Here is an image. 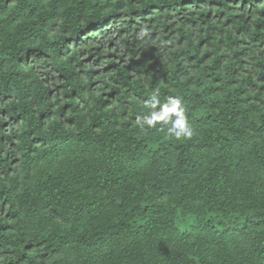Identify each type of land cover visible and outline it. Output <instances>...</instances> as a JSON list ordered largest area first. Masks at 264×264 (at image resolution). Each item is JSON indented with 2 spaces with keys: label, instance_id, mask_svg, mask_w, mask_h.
I'll use <instances>...</instances> for the list:
<instances>
[{
  "label": "trees",
  "instance_id": "obj_1",
  "mask_svg": "<svg viewBox=\"0 0 264 264\" xmlns=\"http://www.w3.org/2000/svg\"><path fill=\"white\" fill-rule=\"evenodd\" d=\"M0 264H264V0H0Z\"/></svg>",
  "mask_w": 264,
  "mask_h": 264
},
{
  "label": "clouds",
  "instance_id": "obj_2",
  "mask_svg": "<svg viewBox=\"0 0 264 264\" xmlns=\"http://www.w3.org/2000/svg\"><path fill=\"white\" fill-rule=\"evenodd\" d=\"M152 107L154 108L155 104ZM158 122H163V124L170 123L171 127L168 128V133L174 135L177 140L191 139L193 136V130L188 124L185 109L182 107V100L178 97H169L168 103L164 104L160 111L152 112L150 116L144 117L141 128L145 124L148 127L155 128ZM160 130L163 131V127Z\"/></svg>",
  "mask_w": 264,
  "mask_h": 264
},
{
  "label": "rangeland",
  "instance_id": "obj_3",
  "mask_svg": "<svg viewBox=\"0 0 264 264\" xmlns=\"http://www.w3.org/2000/svg\"><path fill=\"white\" fill-rule=\"evenodd\" d=\"M115 37H116V34H115ZM117 41L115 42L116 43V46L118 45V44H120V40L119 39H116Z\"/></svg>",
  "mask_w": 264,
  "mask_h": 264
}]
</instances>
